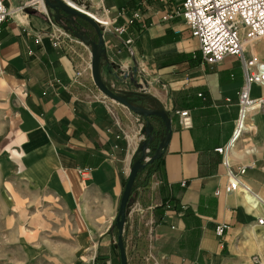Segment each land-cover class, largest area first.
Masks as SVG:
<instances>
[{
	"label": "crops",
	"instance_id": "crops-1",
	"mask_svg": "<svg viewBox=\"0 0 264 264\" xmlns=\"http://www.w3.org/2000/svg\"><path fill=\"white\" fill-rule=\"evenodd\" d=\"M29 1L36 6H26ZM74 1L100 12L98 0ZM146 1L103 0L113 26L125 24L137 9L146 26L135 22L122 35L103 32L102 76L110 86L118 82L116 91L134 93L140 88L136 70L143 69L140 77L148 85L142 106L172 114L161 170L143 184V169L135 180L122 235L127 264H264V221L259 223L264 220V112H246L225 166L215 149L228 145L236 130L240 60L227 56L217 64L203 63L184 21L161 19L180 1ZM4 2L13 13L0 27V188L3 195L12 190L20 203L25 198L45 210L30 218L32 236L40 238L35 247L22 242L19 247L44 254L46 264H120L114 220L132 161L128 134L135 133L122 128L92 88L75 84L76 59L53 38L43 3ZM90 11L98 24L107 23L106 16ZM128 37L134 38L132 45L125 44ZM249 52L264 62V40L247 46L245 55ZM126 67L134 70L128 89L114 72ZM250 92L263 96L264 84H253ZM181 109L191 114L189 129L173 114ZM241 166L239 185L259 199L255 207L240 190L227 189L229 171ZM0 198L5 200L1 190ZM221 223L228 228L218 236L215 227Z\"/></svg>",
	"mask_w": 264,
	"mask_h": 264
},
{
	"label": "built area",
	"instance_id": "built-area-1",
	"mask_svg": "<svg viewBox=\"0 0 264 264\" xmlns=\"http://www.w3.org/2000/svg\"><path fill=\"white\" fill-rule=\"evenodd\" d=\"M43 3V0H40ZM67 3L65 0H63ZM76 3L74 0H72ZM180 5L174 10L173 13L165 12L162 16V20H167L173 16H179L189 29L190 36L195 38L198 42L199 52L202 58V62L206 64H217L221 62L227 56H236L239 58L241 67L243 70V82L237 93V105H238V118L236 123V130L233 133L231 141L226 146H221L215 150L223 156V164L228 166L225 155L228 147L232 146L234 141L241 132L244 130V118L246 112L250 110H259L264 112V95L259 97H253L251 95V86L253 84H264V62L252 52H249V56L245 55L247 46H252L253 43L264 40V0H179ZM148 1L144 0L143 5H146ZM44 4V3H43ZM83 7L85 10L88 9L86 4L76 3ZM99 9L101 13L91 11L101 17H107V23L98 24L105 28L106 31H113L119 35L126 32L127 26L138 22L141 27H145L146 23L143 20L140 10H134L130 17L126 18L125 24L119 26H113L114 22L109 17V10L104 7L103 0H98ZM36 6L35 1L26 2V6ZM39 5V2H38ZM72 7V6H71ZM74 8V7H73ZM82 11L78 8H75ZM42 10V9H41ZM47 16L51 28H54V35L56 41L65 49L72 53V56L76 59L74 80L75 84H78V78L82 77L83 74H87L88 67L87 63L83 61L80 56L76 53L74 47L75 39L72 38V33L67 28L61 27L54 22L47 14V9L44 4L42 10ZM89 11V10H88ZM83 12V11H82ZM13 13L8 6H6L4 0H0V27L4 20ZM87 14L86 12H84ZM90 16L89 14H87ZM91 17V16H90ZM92 18V17H91ZM113 26V28H112ZM68 30V31H67ZM134 38L128 37L125 40V44H133ZM143 72V69L138 70ZM118 78L123 79V83L126 85L125 89H128L131 83V77H133L134 70L131 67H126L125 70H115ZM138 72V73H139ZM137 73V71H136ZM137 81L142 82V78L138 75ZM148 85L147 81H143ZM142 84V87L138 90L143 93H147V87ZM118 82H111L112 90L116 92ZM94 98L103 102L110 113V103L107 102L106 96L92 93ZM173 114L177 116L178 124L183 129H189L192 126V119L189 110L181 109L174 110ZM172 116V114H171ZM117 118V117H116ZM118 119V118H117ZM119 120V119H118ZM138 121L139 118L137 117ZM119 122V121H118ZM146 125V121L141 123L138 132H141ZM142 140H145L144 134H141ZM138 145V144H137ZM150 148H146L143 153L142 163L147 161L150 157ZM245 168L241 166L238 172L229 171V182L227 189L229 190H240L244 194V198L248 205L255 207L259 204V199L256 198L249 190L242 188L239 185L237 179V173H244ZM140 174L137 175V178ZM136 178V179H137ZM184 183V182H183ZM263 219H259V223H263ZM153 219L149 218L148 230L152 232ZM228 228L226 224H217L215 227V233L218 236H222L224 231ZM153 259L152 256H150ZM253 257V260H256Z\"/></svg>",
	"mask_w": 264,
	"mask_h": 264
},
{
	"label": "rangeland",
	"instance_id": "rangeland-1",
	"mask_svg": "<svg viewBox=\"0 0 264 264\" xmlns=\"http://www.w3.org/2000/svg\"><path fill=\"white\" fill-rule=\"evenodd\" d=\"M100 13L101 9L99 15ZM82 21L86 24V27L84 29H81V31H83L88 38L96 39L95 31L93 30V28L84 20ZM99 27L103 32L105 31V28L101 27L100 25ZM69 32L72 33L71 31ZM72 38L75 39L73 48L75 49L76 53L83 61L90 62V46L88 44H85L78 36L74 35L73 33ZM101 70L100 73L102 76V73L105 72L103 63H101ZM136 71L138 73V70ZM140 73L142 72H139L138 75H141ZM102 78L105 80L103 76ZM143 81L144 80L142 79V82H138L136 85L142 87V84L144 83ZM78 82L79 83L77 85L80 86L82 90H87L90 87L92 88L93 93L102 95V93L98 90L92 80L91 69L87 72L86 75L83 74L82 77L78 78ZM105 83L109 88L112 89L110 83H108L106 80ZM144 85L147 84L144 83ZM116 92L127 96L129 99H131V102L133 104L138 106H142V104L144 103L145 99L142 96L147 95L146 93H143L138 89H136L134 93L132 91H124L122 89ZM107 102L112 105V111L119 119L122 128L124 127L127 130L126 132L131 131L132 133H135L142 138L141 134H143V130L141 132H138V129L140 128L141 123L145 122L146 119L136 112L130 110L126 106L122 105L121 103L115 102L109 98H107ZM137 117L139 118L138 121L136 120ZM151 154L152 150H150V154L148 156L150 157ZM0 190L1 196L3 197V199H5L2 200L0 198V264H46L49 259L48 257H45L44 254L30 252L29 247L23 249L19 247L20 242H22L23 245L25 244L27 246H30V248L35 247L36 239H40L32 236L31 227L35 226V224L31 222L30 218L32 216V213H34L33 215L40 214V212L44 213L45 210L42 209L43 206L41 204L33 205L31 203H28V200L25 198L24 201H26V203H20L14 197L15 195L12 190L7 191L5 195H3L2 188H0ZM37 224L38 226L42 227V223L38 222ZM35 232L36 231H34V234Z\"/></svg>",
	"mask_w": 264,
	"mask_h": 264
},
{
	"label": "water",
	"instance_id": "water-1",
	"mask_svg": "<svg viewBox=\"0 0 264 264\" xmlns=\"http://www.w3.org/2000/svg\"><path fill=\"white\" fill-rule=\"evenodd\" d=\"M43 3L48 9L53 11L55 20H58V17H72L71 21L73 22L75 18H80L87 22L93 28V30L95 31L96 39L88 38L83 31H74L72 33L78 36L85 44H88L90 46L91 75L95 86L104 96L115 102L121 103L143 118H148V120H146V125L143 128L145 140L139 142L135 150L133 151L132 161L130 162V169L124 183L123 191L119 201L118 212L114 220V225L117 231V247L119 251L120 264H127V257L122 235L135 180L137 178V175L141 173V171L147 164L153 162L156 158L160 157L163 154L171 137V114L170 112L165 111L162 107H158L156 109H147L145 107L135 105L127 96L119 94L109 88L100 73L101 61L105 58L106 49L104 46L103 31L101 30L99 25L90 16L71 7L63 0H43ZM155 122L158 124V126H160L159 130H156ZM158 136L159 138H157ZM154 139H156V142L153 143L152 147H150ZM146 148H150L152 150V154L147 161L142 163V159L144 156L143 153Z\"/></svg>",
	"mask_w": 264,
	"mask_h": 264
},
{
	"label": "trees",
	"instance_id": "trees-1",
	"mask_svg": "<svg viewBox=\"0 0 264 264\" xmlns=\"http://www.w3.org/2000/svg\"><path fill=\"white\" fill-rule=\"evenodd\" d=\"M68 29V28H67ZM69 31H70V29H69ZM152 145H153V143H151V145H150V147H152ZM162 157L160 156V157H158V158H156L153 162H151V163H149V164H147L146 166H145V168L144 169H146L147 170V174H146V176H145V178H144V180H143V184H145L146 183V181H147V179H148V177L154 172V171H160L161 170V168H162ZM143 171V170H142ZM141 171V172H142ZM166 207H167V209H169L170 207H172L171 206V202H167V204H166ZM115 222V221H114Z\"/></svg>",
	"mask_w": 264,
	"mask_h": 264
},
{
	"label": "flooded vegetation",
	"instance_id": "flooded-vegetation-1",
	"mask_svg": "<svg viewBox=\"0 0 264 264\" xmlns=\"http://www.w3.org/2000/svg\"><path fill=\"white\" fill-rule=\"evenodd\" d=\"M60 20L63 22L66 28L70 29L71 32L78 31L80 32L81 29H84L86 27V24L79 18H75V20H72V17L66 18V17H60Z\"/></svg>",
	"mask_w": 264,
	"mask_h": 264
},
{
	"label": "bare ground",
	"instance_id": "bare-ground-1",
	"mask_svg": "<svg viewBox=\"0 0 264 264\" xmlns=\"http://www.w3.org/2000/svg\"><path fill=\"white\" fill-rule=\"evenodd\" d=\"M66 2H68V0H65ZM68 4V3H67ZM44 5V4H43ZM70 5V4H69ZM71 6V5H70ZM73 7V6H72ZM75 8V7H74ZM93 19V18H92ZM94 20V19H93ZM99 20H101L100 18H99ZM108 20V19H107ZM95 21V20H94ZM96 22V21H95ZM97 23V22H96ZM88 65H87V67L89 68L88 69V71H90V69H91V64L90 63H87ZM128 139H129V142H130V149L132 150V151H134L135 150V148H136V146H137V144L139 143V141H140V139H141V137L140 136H138L137 134H135V135H132V134H128ZM132 153V152H131Z\"/></svg>",
	"mask_w": 264,
	"mask_h": 264
}]
</instances>
